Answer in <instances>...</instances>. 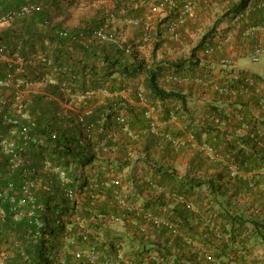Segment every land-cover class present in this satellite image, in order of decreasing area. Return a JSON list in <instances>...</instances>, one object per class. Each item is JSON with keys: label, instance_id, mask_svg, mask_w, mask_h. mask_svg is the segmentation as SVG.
Returning <instances> with one entry per match:
<instances>
[{"label": "trees", "instance_id": "obj_1", "mask_svg": "<svg viewBox=\"0 0 264 264\" xmlns=\"http://www.w3.org/2000/svg\"><path fill=\"white\" fill-rule=\"evenodd\" d=\"M211 1L200 0L199 7ZM254 3L260 6L264 0H238L225 16L241 15ZM33 4L37 5L36 9L23 12L25 6ZM148 4L149 0L132 6L128 0H0V81L8 82L0 86V264H228L224 254L230 242L238 241L235 229L254 224L245 218L252 206L245 203L240 207L242 202L236 196L254 193L256 203L263 204L264 211V77L241 70L236 81L231 72L233 75L222 86L235 87L249 78L253 83L252 93L233 101L238 105L234 114L229 115L219 105H211L207 113L211 121L196 124L187 95L167 90L161 83L168 78L190 79L201 61H194V57L181 58L167 67L155 61L154 67L134 56L126 38L125 42L119 41L116 29L119 22H124L134 35L138 34L128 42L137 40L135 45L138 44L144 27L132 21L148 18ZM112 16L117 26L114 28L110 22L112 27L108 32L116 36V42L96 35ZM120 16L125 18L119 19ZM162 22L166 30L164 20L157 21L156 27ZM160 30L153 32L152 41L145 45L156 40L159 51L162 50ZM128 79L140 80L145 86L133 91V101L105 95V91L119 94L129 87ZM139 91L158 104L161 112L162 103H177L174 112L167 117L161 113V119L169 120L174 114L198 143L210 144L225 161L236 164L242 175L232 178L228 166L214 162V167L209 169L215 173L205 171L207 177L194 176L196 170H204L203 162H208L207 158L187 143L180 145L168 139L167 135L185 140V127L171 129L174 124L171 123L162 127L159 135L144 133L149 121L145 108L137 103ZM62 102L71 103L75 111L63 107ZM108 111L105 131L99 132ZM119 117L124 121H119ZM213 117L218 118V123ZM245 124L248 130L243 129ZM108 129L116 134L108 143L109 151L113 149L111 152L116 153L115 172L123 173L130 164L129 153L134 152L130 148L144 152L137 154L136 161L153 170L157 183L169 190L175 200L179 199L177 205L171 207L160 198L133 210L121 202L113 204L114 207L109 202L114 211L92 203L93 192L100 196L109 194L111 202H119L123 196L114 194L116 190L121 192V182L102 185V181L110 180L111 172L102 175L95 169L106 162L104 158L109 151L94 150ZM129 132L141 133L134 138ZM2 140H14L19 145L15 153L18 164L12 168L9 160L14 154L3 150ZM155 144H161L166 158L175 149L195 152L187 173L181 176L177 170L164 168L154 157ZM45 161L62 165L72 178L71 185L80 180L85 192L81 209L65 195L60 177L42 169ZM95 161H99L97 166L93 164ZM81 169L88 170L82 177L77 175ZM27 181L32 183L29 191L35 207L24 188ZM92 181L99 187L90 191L88 185ZM229 189L233 190L231 199H235L225 207L221 197ZM198 194L199 201L195 198ZM116 204L122 208L121 213ZM146 211L169 219L175 230L148 223L142 217ZM79 212L88 221L86 229L73 220L74 213ZM124 215L127 216L124 227L131 232L118 233L108 227V223ZM153 230L159 239L148 241ZM68 233L74 236L72 240ZM90 245L99 252L97 261L76 257L77 246L85 249ZM210 255L213 259L208 258Z\"/></svg>", "mask_w": 264, "mask_h": 264}, {"label": "crops", "instance_id": "obj_2", "mask_svg": "<svg viewBox=\"0 0 264 264\" xmlns=\"http://www.w3.org/2000/svg\"><path fill=\"white\" fill-rule=\"evenodd\" d=\"M260 0H257V2ZM234 1L232 0H217L216 3L202 4L198 8L196 17L191 18L185 26H183L175 39L170 38L166 30L162 25L156 27L155 33H158L159 28L160 42L164 41V48L161 50V66L167 67L170 62H177L178 52L180 45L183 44L190 36L195 35L199 28L207 22L214 21L216 13L227 12L232 10L234 7ZM243 16V17H242ZM159 22V21H158ZM159 24V23H158ZM264 8H261L258 3L251 4L245 13L235 16L230 15L224 20L221 25L217 28L218 33H214L208 37L207 47H215V52L211 55H206L208 58L205 62L201 63L200 66L195 67V71L198 75H194L191 79L172 81L168 78V81L162 82L164 88L167 90H174L187 95L188 105L191 108V115L194 122L198 125H204L210 122V116L208 112L209 106L219 105L225 108V111L231 115L236 112L238 105L234 104L233 101H237V98L229 99L228 95L222 94L218 87H222V83L226 82L231 76L241 70L247 71L251 74H258L264 77V71L260 72L255 67L254 63L260 62L264 57ZM173 41V42H169ZM256 53V54H255ZM255 56H261L260 61H254ZM227 61V62H225ZM254 62V63H252ZM264 68V67H263ZM198 70V71H197ZM233 73L232 75L230 73ZM202 76V77H201ZM201 77V80H194L193 78ZM164 79V78H163ZM164 81V80H163ZM227 98L229 100H227ZM177 103L165 102L162 103V116L167 117L174 112ZM175 130L186 128L187 126L181 123H174L171 125ZM175 126V127H174ZM223 127L229 128L231 125H224ZM232 129V128H231ZM184 133V132H183ZM206 134L203 135L205 140ZM163 141V140H161ZM160 145V146H159ZM154 157L160 160V164L164 165V168H172L182 172L183 168L187 170L190 163V155L193 156L195 152H187L184 148L182 150L175 149L166 158L165 151L161 144H155L153 148ZM197 151V149L194 148ZM111 149L104 159L106 162L103 167L98 168L95 161L93 164L96 170H99L102 175L109 174L117 176L120 179L121 186L120 190L122 198L119 202L110 201L109 194L101 197L97 204L99 207H114L113 204L120 203L127 208L133 207V209L140 208L145 205L147 201L163 198L164 203H167L171 207L177 205L179 199L172 197L169 190L163 188L157 183V180L153 178V170L145 165L143 162L136 161L137 154L140 155L144 152L138 153L136 150L130 152L132 156L130 158V164L124 167L123 173L115 172V157L116 153L111 152ZM182 153V154H181ZM180 155H185V159ZM135 158H134V157ZM188 156V157H187ZM187 163V164H185ZM91 164V165H93ZM111 171H106V170ZM112 171L114 173H112ZM157 183V184H156ZM172 186V185H169ZM227 188V187H226ZM201 189L200 191H203ZM255 191V190H253ZM253 193V192H252ZM163 196V197H162ZM233 190L229 189L226 196L221 197L225 207L229 201H233ZM114 197V195H113ZM199 201V194L195 197ZM240 202L239 206L243 207L245 203L250 204L252 207L246 211L245 218L250 221H254V224H250L248 228L235 229L236 235H238V241L236 243H229V249H225V260L228 264H264V211L263 204L260 206L256 203V197L254 193L240 194L236 196ZM110 202L111 206L108 204ZM118 212L121 213L122 208L119 204H116ZM111 207V208H112ZM113 209V208H112ZM114 210V209H113ZM262 210V211H261ZM115 211V210H114ZM244 210L242 209L241 212ZM117 213V211H116ZM118 215V214H117ZM127 217L119 216V218L111 223H108V227L113 228L116 232H131L127 227H124V219ZM122 225V226H121ZM153 230L148 236V241H156L159 239V235ZM244 237H246L244 239ZM152 247V246H151ZM221 252V250H219ZM153 257L156 255L151 253ZM172 263V262H171ZM194 263V262H193ZM202 264H214L213 262H202Z\"/></svg>", "mask_w": 264, "mask_h": 264}, {"label": "built area", "instance_id": "obj_3", "mask_svg": "<svg viewBox=\"0 0 264 264\" xmlns=\"http://www.w3.org/2000/svg\"><path fill=\"white\" fill-rule=\"evenodd\" d=\"M132 5H137L140 3V1L143 0H128ZM199 3L200 0H149V4H148V18L146 19H133L132 23H134L135 25H140L143 24L144 27V32L143 34L140 36L139 40H138V44L140 45H145L149 42L152 41L153 39V32L156 28V22L157 21H161L164 20V26L166 27V31L168 33V35L170 36V38L175 39L178 36V32L179 30L185 26L187 24V22L191 19L196 17L197 14V10L199 8ZM260 6H264V3H261ZM37 8V5L33 4V5H28L25 6L23 8V12L24 13H29L31 11H33L34 9ZM110 22H112L113 24H111L114 28L117 26L116 21H113V16L110 18V20L108 22H106L100 29H98L96 31V35L100 36L103 40L105 41H117V38L114 34H110L109 28L112 27L110 26ZM263 28H264V24H263ZM128 51H130V49H128ZM215 52V47L211 46L208 47L205 50L206 55H211ZM259 60V56H255L254 57V61H258ZM19 63L23 64V60L19 59L18 60ZM227 62V61H225ZM234 80H239V77L237 76V73H235L234 75ZM191 79V78H190ZM194 80H201V77H197V78H193ZM179 81L181 80H188L187 78H178ZM8 82L7 80H2L0 81V86L2 85H6ZM253 89V83L251 79H247L244 81V83H240L238 86L235 87H229V86H222V87H218V90L222 93V94H226L228 96H233L235 98H238V96H249L251 92V90ZM106 96H121L123 97L125 100L128 101H133L134 98H132L134 96V92L131 88L127 87L124 88L119 94L115 93V94H111L108 91L104 92ZM88 95H90V93H88ZM137 103L142 105L145 108V116L149 121V126L146 130H144V133H150V134H154V135H159L161 128L169 125L171 123H177V117L172 114L170 116L169 120H162L161 119V108L158 106V104L153 103L149 97H147L144 92L139 91L137 93ZM63 107H65L66 109H70V111H75V108H73V105L69 102H62ZM18 109H20V107L17 105ZM17 109V110H18ZM88 113V111L86 112ZM109 111L107 113H105L104 118L102 120V123L100 124V128H99V132H104L105 131V126H104V119L107 117ZM80 118H83L82 116ZM119 121H124V119L122 117H119ZM213 121L218 123V118L213 117ZM92 128H88V130H90L88 133L91 132ZM243 129L244 130H248V125H243ZM126 130L129 131V128L126 126ZM27 131V129H26ZM141 132H129V136L130 137H134L137 138L139 136ZM106 135H104V138L100 141L99 144L96 145V149L94 150L95 152L97 151H109V140L112 139L113 137H115V133L112 132L111 129H108L107 132L105 133ZM184 134L186 136L185 140H179L177 138H174L170 135H167L168 139L172 140L174 143L176 144H180V145H186L189 144L191 145L193 148L197 149V151L201 152L207 159H210L211 161L214 162H223L226 166H228V170L230 173V176L232 178H235L239 175H242L241 172L239 171L238 167L236 164L229 162V161H225L217 152L216 150L208 143L204 142V143H198L194 137V135L190 132H188L187 128H185L184 130ZM24 138L26 140V136L24 134ZM2 147L4 148L3 150L7 153V154H11L13 153L14 156L9 160V167H14L18 164V160L16 159V155L15 153L18 151L17 144L14 140H2L1 142ZM21 145V144H20ZM21 148L19 147V150ZM20 156V154H18ZM42 169L44 170H48L51 171L53 174L57 175L58 177H60L61 179V185L62 187H64V191H65V195L67 197H69L71 199L72 202H75L77 209H81L82 208V204L84 201V196H85V192H84V187L81 185V182L77 181L76 183H74L71 185L72 183V178L68 175V171L62 167V165L59 164H55L52 163L50 161H45L43 163V167ZM109 179L108 181H102V185L105 186H111V185H119L120 184V179L112 174L108 175ZM32 186V183L30 182H26L24 188L25 190L28 192L29 195V200L31 201L32 205L35 207L36 206V202L34 200V197L32 196V193L29 191L30 188ZM99 187V184L96 181H92L90 182V184L88 185V190L90 189V191L95 190L96 188ZM120 191L116 190L114 192V194L116 196L120 195ZM104 196V195H103ZM100 196V193L97 192H93L91 193V200L93 204H97L98 200L103 197ZM24 201H21V204ZM126 207V206H125ZM127 208V207H126ZM128 209H133V207H129ZM137 209V208H136ZM133 209V210H136ZM142 217L148 222V223H155L156 225H162L168 229H174L175 230V226L174 224L167 218L165 217H159L154 215L153 213L146 211L142 213ZM112 220L114 219L113 216L110 217ZM73 220L76 221V223H78V225H80V227L82 229H86L87 228V224L88 221L86 222L84 220V218L81 216L80 212L79 213H74V217ZM189 243H192L194 246H197V242L194 240H189ZM76 257L77 258H82V259H86L89 260L91 262H95L98 259V255L99 252L96 248V246L90 245L88 248H80V246L76 247V251H75ZM209 259H213L212 256L210 255L208 257Z\"/></svg>", "mask_w": 264, "mask_h": 264}, {"label": "rangeland", "instance_id": "obj_4", "mask_svg": "<svg viewBox=\"0 0 264 264\" xmlns=\"http://www.w3.org/2000/svg\"><path fill=\"white\" fill-rule=\"evenodd\" d=\"M216 1L217 0H212L211 3L212 4L216 3ZM232 1L237 2L238 0H232ZM219 13L220 12L216 13V17H214V21L212 24H211V22L205 23L204 25H202L199 28V31H197L195 33V35L190 36L186 41L183 42V44L180 45V50L177 51L178 57H180V59L181 58L191 59L192 57H194V61L200 60L201 63L205 62V60L208 58L206 56V53H205V50L208 48L207 44H206L209 42L208 37L214 33H218L217 28L221 25V23L224 20L226 21V18H227L225 16L226 12H222L223 13L222 15H219ZM122 18H125V17L120 16L119 19H122ZM219 19H223V20H219ZM123 24H124V22H119V26L116 29L117 35L120 39L119 41L125 42L126 40L124 38H126L127 39L126 43L130 44L131 47L134 49V52H135L134 56L138 57L139 60L144 59L148 64H151L152 66L155 67V61L159 62L162 59L161 58V50L159 51L158 45H157V43H159V42H156V40H155V42H152L150 45H140V44L135 45L137 40L135 42H134V40L128 42V40H131V37L136 38L138 36V34L134 35L133 29H130V28H128V26H126V24H124V25ZM155 31H156V29L154 30V33H155ZM158 35L162 36V33H160V31H159ZM169 42H173V41L169 40ZM163 43H164V41L161 42V45L164 48ZM252 63H254V62H252ZM253 67H255L258 71L263 72L264 71V68H263L264 67V57L262 58V60L260 62L254 63ZM187 69H189V68H187ZM194 75H198V74L195 72L193 74V76ZM198 76H200V75H198ZM128 80H129L128 82L130 83L129 88H131L133 91H135L137 89H141V88L143 89L145 87L141 83L140 80H132V81L130 79H128ZM132 98H134V96ZM124 141L127 143V140H124ZM130 149H131V151H134V147H132ZM187 152H190V150H187ZM180 156L183 157L182 159L186 158L185 155H180ZM191 158H192V156L190 155L189 160H191ZM206 160L208 162L202 161L203 165L205 164L204 170L203 169L202 170L201 169L196 170L194 173H192V174H194V176L196 175V177H207V175L204 173L205 171H209V174L215 173L214 169H212V168L209 169V167H214L212 164V163H214V161L211 162L210 159H206ZM185 164H187V163H185ZM199 166H201V165H199ZM87 171L88 170H82L81 169L77 172V175L82 177V175H84ZM181 171L182 172H179V175L184 176L187 173V166H186V169L183 168ZM52 237H53V235L50 237L48 236V238H52ZM68 237H69V240H72L74 236H72L71 233H68Z\"/></svg>", "mask_w": 264, "mask_h": 264}]
</instances>
